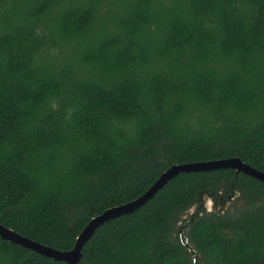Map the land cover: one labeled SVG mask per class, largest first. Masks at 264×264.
I'll return each instance as SVG.
<instances>
[{
  "label": "trees",
  "instance_id": "1",
  "mask_svg": "<svg viewBox=\"0 0 264 264\" xmlns=\"http://www.w3.org/2000/svg\"><path fill=\"white\" fill-rule=\"evenodd\" d=\"M233 157L264 173V0H0V225L69 251L169 167ZM237 193L260 203L202 206ZM0 264L66 263L0 238ZM78 264H264V183L179 173Z\"/></svg>",
  "mask_w": 264,
  "mask_h": 264
},
{
  "label": "water",
  "instance_id": "2",
  "mask_svg": "<svg viewBox=\"0 0 264 264\" xmlns=\"http://www.w3.org/2000/svg\"><path fill=\"white\" fill-rule=\"evenodd\" d=\"M218 169H232L236 173H242L246 176L253 178L256 181L264 183V173L255 170L249 165L245 164L239 158L219 159L207 162H196L187 164H178L169 167L164 171L140 197L105 210L98 216L93 217L89 223L82 229L77 236L74 247L69 251H57L50 247L41 245L28 238L22 237L11 229L0 225V238L12 244L19 245L23 248L34 251L37 254L50 258L54 261H62L66 264H78L82 258V247L93 236L95 230L104 223L118 218L123 215L131 214L139 209L142 205L146 204L154 195L163 188L168 181L179 173H198L207 172Z\"/></svg>",
  "mask_w": 264,
  "mask_h": 264
},
{
  "label": "rangeland",
  "instance_id": "3",
  "mask_svg": "<svg viewBox=\"0 0 264 264\" xmlns=\"http://www.w3.org/2000/svg\"><path fill=\"white\" fill-rule=\"evenodd\" d=\"M259 203H260V200L253 202L246 196L242 195L241 193L234 194L232 197H229L228 200L224 203H222L220 199L217 203L218 205L216 208L214 207L215 203L207 196H204L202 199V206L206 212L217 211V212H220V214H230V215H235L238 212L251 208L252 206H255V205L257 206ZM197 208H198L197 206H194L189 211H187L186 214L184 215V219H187L192 214H194ZM182 225H183V222H182ZM181 237L184 238L183 235H181ZM185 241L186 240H183V242Z\"/></svg>",
  "mask_w": 264,
  "mask_h": 264
}]
</instances>
